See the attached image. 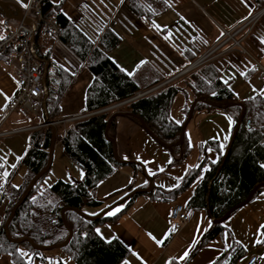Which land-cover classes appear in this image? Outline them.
I'll return each instance as SVG.
<instances>
[{"label": "crops", "instance_id": "0c3cea01", "mask_svg": "<svg viewBox=\"0 0 264 264\" xmlns=\"http://www.w3.org/2000/svg\"><path fill=\"white\" fill-rule=\"evenodd\" d=\"M61 1L64 2L61 8L63 15L76 23L80 19L77 12L74 13V10L70 9L66 12L64 9L68 0H52L54 4ZM165 2L171 10L155 17L151 22L153 28L160 32L158 34L129 10L125 0H119V3L112 8L105 6L103 19L106 26L112 28L121 37L120 44L108 53V56L136 82L140 89L150 88L147 94L150 90L156 92L171 86L178 88L180 91L173 99L169 117L172 122L182 126L186 119L185 111L194 101L188 85V77L197 69L189 72L185 70L219 40L222 30L231 29L253 13L254 6L252 0H165ZM83 4L76 3L75 11ZM26 6L18 8L24 10ZM11 11L16 12V9L11 8ZM0 17V36L5 37L6 32L1 22L7 18L1 12ZM9 21L11 30L15 29L19 23L16 19H9ZM242 46L244 52L234 49L221 55L216 54L207 63L220 71L222 79L229 83V89L237 102L255 95L264 96V84L257 80L255 64L258 62L264 66V26L260 22L250 36L242 42ZM53 48L55 54L51 51L50 58L55 64L68 73L71 66L78 68L76 74L71 75L73 82L60 102L58 118L45 116L41 108V115L34 120H29L20 114L13 115L4 127L6 131L42 125L46 117L51 122H59L85 114V92L94 77L87 70L84 62L72 55L61 42L55 43ZM15 73V67L4 62L0 63V112L14 94ZM155 83L157 85L153 87ZM114 112L128 113L123 110ZM73 124L64 123L55 126L56 133L59 126H67L64 128V135ZM233 125V119L225 111L193 114L183 138L190 148L189 154L182 161L170 164L171 151L162 148L151 139L138 122L129 116L116 117L112 138L118 158L124 162L139 164L154 185L151 193L137 194L138 196L131 202L125 201L110 211L109 213L118 214L114 221L102 223L96 228L97 234L104 241L110 242L116 239L129 250V255L120 264H212L233 243L243 246L249 244L254 236L261 241L260 227L264 223V193L229 217L222 224L223 233L201 247H199L201 242L212 226L206 210H196L192 221L180 230H175L169 224L173 204L178 203L187 208L209 164L218 161V150L208 146V143L216 142L219 150L225 151ZM34 133L35 131L18 133L26 134L28 137L25 141L27 147L22 150V156L16 165L25 168L17 184L11 183L14 170L10 172V175H5L4 167L0 165V223L12 189L20 188L29 176L22 160L30 147ZM15 135L0 139V151L4 143ZM183 150L185 149L181 148L176 152L177 159ZM202 161L204 164L198 177L187 189L168 201L160 199L159 192L175 190L186 172L197 168ZM66 163L69 167H73L69 162ZM73 169L76 173L73 175L80 182L83 179V172L76 170L77 168ZM60 181L73 184L64 178ZM146 182L143 174H135L130 167H122L97 185L93 196L101 203L94 207L85 206L82 211L91 216L100 214L112 204L123 200L121 198L125 195L135 190L146 189L143 187ZM152 195L158 197H152ZM109 213L108 216H114ZM186 252L188 255L185 257ZM22 253L25 256L29 255L26 250H22ZM50 255L47 254L44 263L34 262V264H57L58 262L73 264L70 258V261L62 260L60 256L52 258ZM250 256L247 254L238 264H245ZM187 257L190 259L185 262ZM258 259V264H262L261 259L259 257ZM0 264L13 263L8 256H2Z\"/></svg>", "mask_w": 264, "mask_h": 264}, {"label": "trees", "instance_id": "16d2710c", "mask_svg": "<svg viewBox=\"0 0 264 264\" xmlns=\"http://www.w3.org/2000/svg\"><path fill=\"white\" fill-rule=\"evenodd\" d=\"M125 2L129 10L144 24L156 34L160 33L153 28L151 22L155 17L171 10L165 0H125ZM63 3L61 1L54 4L52 0H45L41 4V11L45 18L56 19L60 28V42L72 55L84 62L87 70L94 77L84 97V113L91 115L75 122L64 135L59 136L58 132L56 133V140H60L63 153L82 169L83 179L73 184L59 180L51 186H46L44 179L48 173L45 174L35 183L28 198L17 209L9 223L8 233L11 239L28 238L38 247L63 244L68 237V231L61 219L62 210L73 208L85 214L82 211L83 207L99 205L101 202L94 198L93 192L97 185L113 172L122 167H130L133 173L143 174L142 167L137 163L118 164L116 162L114 157L116 147L112 138L116 117L110 121L107 135L111 141H108L105 139L106 124L114 111L102 112V110L133 99L117 110L126 111L140 118L149 132L165 146L177 143L181 130V126L172 122L169 117L173 99L180 90L171 86L136 98L138 93L143 94L150 88L140 89L136 82L108 56V53L120 44L121 37L112 28L106 26L102 17L96 15H91L90 20L86 22L84 17L76 23L70 21L61 12ZM252 3L254 11L264 8V0H252ZM260 23L264 26V15ZM53 44V40L41 35L40 32L34 37L37 57L47 63L45 75L48 92L47 115L56 119L60 113V102L71 86L73 77L51 60ZM10 55V49L4 51L0 56V63L5 62ZM228 84L222 79L220 71L212 64L199 68L188 77V85L194 100H202L195 104L194 114L227 112L234 121L232 135L242 108L236 105L217 109L203 101L219 104L221 107L237 103ZM155 85L157 84H153V87ZM240 103L245 108L244 118L237 129L224 164L216 175L227 147L225 151H220L216 142H209L208 146L218 150V161L209 164L203 180L187 205V208L194 211L206 210L208 207L214 219H220L229 209L242 203L257 185L264 184V96L255 95ZM188 113L189 109L185 111L186 117ZM130 118L139 123L138 119ZM51 132V128H47L40 135L38 132L32 135L30 147L22 160L29 176L20 188L12 189L0 223V257L8 256L13 264H34V262L46 261L48 252L34 250L26 242L20 245L9 242L5 236L4 226L31 180L46 167ZM181 148L185 150L177 159L175 154ZM170 151L172 157L170 164H174L185 159L190 148L183 140L179 146H173ZM203 164L204 161L197 168L188 170L175 190L159 192L160 199L168 201L187 189L198 177ZM210 182L207 206L206 197ZM143 187L147 188L148 182ZM261 193H264V185L256 189L250 202ZM127 195L121 199L126 198ZM137 196V194L133 195L126 202H131ZM152 197L158 196L152 195ZM85 215L95 217L98 214ZM117 216L118 214L108 216L107 213L96 221H89L72 210L64 212V220L72 229V237L62 250L68 254L73 264H120L126 259L129 250L120 241L115 239L106 242L96 232L97 226L114 221ZM223 231L222 224H212L199 247L219 236ZM260 235L261 243L264 244V223L260 227ZM22 250H26L29 255L25 256ZM245 256L244 248L238 243H233L212 264H238Z\"/></svg>", "mask_w": 264, "mask_h": 264}, {"label": "built area", "instance_id": "2783aa9c", "mask_svg": "<svg viewBox=\"0 0 264 264\" xmlns=\"http://www.w3.org/2000/svg\"><path fill=\"white\" fill-rule=\"evenodd\" d=\"M45 0H29L27 6L22 10L25 17L30 18L33 25H27L19 22L15 29H10L9 19L2 22L3 28L6 30V36L0 40V56L7 49L11 50V55L4 62L9 66L16 68V88L12 98L7 106L0 112V139L18 134L23 131H35L42 133L50 126H58L64 123H75L89 117L91 114H83L64 119L63 121L53 122L49 124L33 125L21 130L6 131L4 129L10 118L16 113L29 120H34L41 115V108L44 102L46 89L42 87L44 80L45 63L39 61L35 45L34 37L40 32L41 35L51 39L55 43H59L60 28L56 19L45 18L41 11V4ZM16 15V12H14ZM264 15V8L254 11L249 16L238 22L234 27L228 30H222L219 40L213 44L202 56H200L185 72L198 70L205 66L216 54H224L234 49L244 52L242 42L250 36L256 25L260 22ZM55 54L54 48L52 49ZM257 67V80L264 84V66L255 62ZM77 67L71 66L69 74L75 75ZM150 90L148 93H150ZM146 93H138L137 97H141ZM126 102L111 106L102 110V112L116 111L119 107L125 105ZM195 211L186 208L178 203H174L169 215V224L175 230H180L183 226L190 223L194 217ZM258 257L251 255L245 264H258Z\"/></svg>", "mask_w": 264, "mask_h": 264}, {"label": "water", "instance_id": "95a60500", "mask_svg": "<svg viewBox=\"0 0 264 264\" xmlns=\"http://www.w3.org/2000/svg\"><path fill=\"white\" fill-rule=\"evenodd\" d=\"M11 8H15L16 9V15H14V12L11 11ZM0 12L2 13V15H4L7 19H16L17 21L19 22H23L27 25H33L32 21L30 18H27L23 15L22 13V10L19 9L18 7H16L15 5H12V4H9L7 2H3L0 0ZM43 63H45V69H44V75H46L47 73V63L43 60H39ZM42 87L43 88H47L46 87V83H45V76H44V80L42 82ZM47 95H48V92H47V89L45 91V95H44V102H43V105H42V110H43V113L45 114V116H47V111H46V98H47ZM198 101H202L201 99H196L192 102L190 108H189V113H188V116L186 117L185 121L183 122L182 126H181V130H180V136H179V140L177 143L173 144V145H169V146H165L163 144H161L150 132L149 130L147 129V127L143 124V122L141 121L140 118L136 117L135 115L133 114H130V113H122V112H114L110 115V117L108 118L107 120V124H106V130H105V139H107L108 141H111L109 138H108V129H109V125H110V121L114 118V117H120V116H130V117H134L136 119H138L139 121V124L141 125V127L143 128V130L149 135V137L151 139H153L159 146H161L162 148L166 149V150H171V148L173 146H179L180 143L183 141V138H184V135H185V129H186V126L187 124L190 122L191 118L193 117V114H194V106L195 104L198 102ZM205 102V104L209 105V106H212L214 108H217V109H220V108H229V107H233V106H236V105H239L241 108H242V112H241V115L239 117V120L235 126V129L232 133V135L230 136V139H229V142H228V145H227V149H226V152H225V155H224V158L223 160L221 161L217 171H216V175L218 174L220 168L222 167V165L224 164L225 162V159L227 157V154L229 152V149L232 145V142H233V139L237 133V129L238 127L240 126V124L242 123L243 121V118H244V114H245V108L243 106V104H241L240 102H237V103H233V104H226L224 107H221L219 104H215V103H211L209 101H206V100H203ZM53 122H51L49 120L48 117H46V121H45V124H51ZM247 125H249V123L247 122ZM49 128H51V138H50V144H49V149H48V163L46 165V167L38 174L36 175L32 180L31 182L29 183L28 187L26 188V191L25 193L23 194V196L19 199V201L16 203V205L13 207L11 213H10V216L4 226V232H5V236L7 238V240L13 244H17V245H20L21 243L23 242H26L28 243L34 250H40V251H43V252H50V251H53V250H57V249H63L67 244L68 242L70 241L71 237H72V229L71 227H69L67 225V223L65 222L64 220V212L66 210H72L74 212H76L77 214H79L81 217L89 220V221H96L98 220L100 217L104 216L105 214L109 213L110 211H112L113 209H115L117 206L123 204L126 200L130 199L133 195H136V194H140V193H151L153 190H154V185H153V182L151 180V178H149L148 176L145 175L144 173V169L142 168V172H143V175L144 177L146 178L147 182H148V188L146 189H143V190H135L134 192H132L131 194H129L126 198H124L123 200L117 202V204H114L113 206H111L110 208H107L106 210H104L103 212H101L100 214H98L97 216L95 217H89V216H86L85 214L79 212L78 210L76 209H73V208H64L61 212V219H62V222L64 224V226L66 227L67 231H68V237L66 239V241L63 243V244H60V245H55V246H48V247H38V246H35L32 241L28 238H23V239H19V240H13L10 238L9 236V233H8V226H9V223L11 222L12 218L14 217V214L15 212L17 211V209L23 204V202L28 198L32 188L34 187L35 183L40 179L42 178L45 174H47L51 168V164H52V159H53V149H54V145H55V140H56V128L53 127V126H50ZM114 157H115V160L118 164H125V163H133V162H124V161H121L118 156H117V153H116V150H115V153H114ZM210 185H211V182L209 183L208 185V191H207V197H206V203H207V206H208V196H209V192H210ZM264 184H259L257 185L251 192L250 194L246 197V199L232 207L231 209H229L220 219H214L211 215V213L209 212L208 210V207L206 209V212H207V216L209 217V219L211 220L212 224L214 225H218V224H223L225 221H227L229 219V217L237 212L238 210H240L241 208L245 207L246 205L249 204L252 196L254 195L256 189L260 186H262Z\"/></svg>", "mask_w": 264, "mask_h": 264}, {"label": "rangeland", "instance_id": "374dc122", "mask_svg": "<svg viewBox=\"0 0 264 264\" xmlns=\"http://www.w3.org/2000/svg\"><path fill=\"white\" fill-rule=\"evenodd\" d=\"M2 1L17 5L19 8L24 7L29 2V0H2ZM78 2L84 3V4H83L82 8L77 7L78 10L75 11V5ZM118 3H119V0H68L64 9L66 12H68V9H70L71 11L74 10V13L77 12V14L80 16V19H81V17H84V21L86 22V20H90L91 15L92 16L96 15V16L104 18V14H105L104 7L106 6V7L112 8L114 5H117ZM5 32H6V30H5ZM6 34H7V32H6ZM53 46H54V44H53ZM57 66H59V65H57ZM71 77H73V76H71ZM16 115L17 114L15 113L14 116H16ZM32 122L33 121H31V123ZM65 127H67V126H59V128L57 130L59 136L63 135ZM27 137L28 136L26 134H17L13 137H10L6 141V143H4V145L0 151V158L2 160L0 162V165L2 167H4V170H3L4 174L10 175V172L12 170H14L13 171L14 173L12 175L13 177L11 180L12 185L17 184L19 182V180L22 178V175L24 174L25 168L19 167V166L17 167L16 165L18 163V160L22 156V150L25 147H27V142H25ZM61 157H63L64 159H62ZM64 160H66V161H64ZM66 162H69V164H72L71 166H73V167H69ZM15 167H17V168H15ZM12 168H15V169H12ZM73 168H77L76 170H79L80 172H82V169L79 166L72 163L70 161V159H68L63 154L61 142L59 139H57L55 142V145H54V149H53V159H52L51 168H50L48 174L46 175V177L44 179L45 185L51 186L52 184L59 181L61 178L69 180V183H78V181L76 180V176H74V175H76V173H75V170ZM112 205H114V204H112ZM254 237H253V239L251 238L252 240L249 239V240H251L249 242V244H244V245L242 244L243 245L242 247L244 248L246 255L247 254L248 255H256L257 257H259L261 259V263L264 264V244H262L261 241H259L257 238H254ZM48 254H51L50 256L52 258L60 256L62 260H69L70 261L68 254L65 251H63L62 249L50 251V252H48ZM53 256H55V257H53ZM189 259H190V257H187L185 259V262L188 261Z\"/></svg>", "mask_w": 264, "mask_h": 264}, {"label": "snow or ice", "instance_id": "6c2138e0", "mask_svg": "<svg viewBox=\"0 0 264 264\" xmlns=\"http://www.w3.org/2000/svg\"><path fill=\"white\" fill-rule=\"evenodd\" d=\"M4 37L0 36V39H3ZM6 175V174H5ZM117 211H119V209H117ZM110 215H115L116 213L115 212H112V213H109ZM188 255V253L186 252L185 253V257Z\"/></svg>", "mask_w": 264, "mask_h": 264}]
</instances>
